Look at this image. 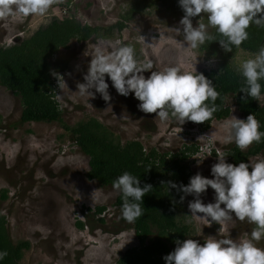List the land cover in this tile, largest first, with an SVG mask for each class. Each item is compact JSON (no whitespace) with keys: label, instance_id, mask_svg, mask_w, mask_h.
I'll return each instance as SVG.
<instances>
[{"label":"rangeland","instance_id":"rangeland-1","mask_svg":"<svg viewBox=\"0 0 264 264\" xmlns=\"http://www.w3.org/2000/svg\"><path fill=\"white\" fill-rule=\"evenodd\" d=\"M58 0L41 16L18 17L0 21V44L14 41V36H26L39 26L46 24L53 15L64 11ZM130 0H69L73 16L82 24L110 25L120 19ZM90 2V5H86ZM180 17L174 14L148 10L134 15L126 22L120 35L113 38H93L86 42L72 40L68 49H61L54 59L67 63V69L59 72L65 85L57 86L56 99L63 110V121L73 125L79 120L95 117L118 136L121 141L138 139L147 149L156 147L160 151L179 149L183 144L195 143L198 152L191 157L194 176L199 173L213 178L211 167L218 162L217 153L225 155L226 148L234 142L226 141V122L233 116L246 119L227 99L230 115L222 120H213L208 129L200 124L175 120L162 121L156 114L139 110L140 101L134 93L123 96L117 93L109 77H105L111 96L109 102L96 93L88 99L78 92V83L84 76L97 49L111 55L122 47L134 49L135 59L140 63L150 62L153 71L176 66L182 72L198 73L215 65L210 59L187 46L183 36L177 37L171 28L179 27ZM207 19L194 17L193 25ZM209 27L208 31H210ZM240 50L236 62L254 58L256 55ZM145 71L147 78L151 71ZM95 92V89H91ZM264 102V95L260 97ZM21 104L19 98L0 85V213L6 217L12 241L27 240L20 264H112L127 248L138 245L134 229L128 222H121V213L113 205L118 191L113 186H100L86 179L88 156L72 143L68 133L57 122H30L19 125ZM214 151V154L212 153ZM211 153V155H208ZM226 156V155H225ZM202 159V161H200ZM226 162L228 157H225ZM264 159L251 157L250 161ZM190 181V180H189ZM6 189V197L1 190ZM211 187L202 194L204 203L215 202ZM193 195L185 197L184 208L191 216L194 234L191 238L199 242L209 238H232L239 241L250 237L254 224L246 220L233 219L220 226L207 219H196L188 208ZM106 207L105 223L89 218L87 208ZM223 207V205H222ZM202 215V214H201ZM78 220L86 225L80 229ZM222 229V231H219ZM264 248V239L257 243Z\"/></svg>","mask_w":264,"mask_h":264},{"label":"trees","instance_id":"trees-1","mask_svg":"<svg viewBox=\"0 0 264 264\" xmlns=\"http://www.w3.org/2000/svg\"><path fill=\"white\" fill-rule=\"evenodd\" d=\"M65 0L61 5L64 11L53 15L50 20L26 36H16L8 44H0V85L10 90L19 98L21 113L19 125L30 122H57L68 133L73 144L88 156L87 180H94L100 186H113V181L128 172L140 179L141 186L151 184L153 189L144 198L141 207L143 215L135 222L129 223L137 236L138 245L127 248L112 264H166L164 256L176 247V240L191 238L194 225L191 216L180 202L184 195L176 188H168L162 182L173 181L177 185L189 183L193 175L192 158L199 149L195 143L183 144L179 149L160 151L156 147L146 148L138 139H121L105 124L95 117L79 120L73 125L63 121V110L56 99L58 86L53 72L67 69V63L54 59V54L61 49H68L72 40L86 42L93 38L110 39L120 35L126 22L134 15L148 10L164 11L180 18L184 12L178 0H130L120 19L110 25L82 24L77 20ZM86 5H90L87 2ZM204 19H207L206 14ZM249 36L240 47L232 46L231 52H225L218 41H207L195 49L205 59H214L215 65L201 72L212 80L213 86L220 93L215 101L217 111L206 122L200 123L208 129L211 121L222 120L230 115L231 108L227 99L247 118L253 114L260 122V131L264 132V102L247 97L241 92L245 78L237 68V53L240 50L252 54L258 53L264 46V27L252 24L247 29ZM210 34L221 39L215 28ZM261 83V96L264 95V80ZM260 96V97H261ZM211 102L209 101V104ZM174 120V119H170ZM2 116L0 115V123ZM214 154V150H212ZM225 154L228 163L249 162L251 157L264 156V138L260 143H253L247 150L241 151L235 143L229 145ZM251 171V168H249ZM7 190H1V197H6ZM186 197V196H185ZM122 194L118 191L113 205L121 213ZM104 205L87 208L85 219L91 217L99 225L105 223ZM125 220L121 215V222ZM127 222V221H126ZM86 225L78 220L80 229ZM205 241L200 242L203 244ZM27 240L13 242L7 228L6 217L0 213V252L8 255L0 264H20L25 250L29 249Z\"/></svg>","mask_w":264,"mask_h":264},{"label":"clouds","instance_id":"clouds-1","mask_svg":"<svg viewBox=\"0 0 264 264\" xmlns=\"http://www.w3.org/2000/svg\"><path fill=\"white\" fill-rule=\"evenodd\" d=\"M57 2L58 0H0V21L15 20L18 17H43ZM178 2L184 15L179 21L180 26L171 29L177 37L182 35L184 42L192 49H197L207 41H218L225 52H231L232 46L238 48L248 39L247 29L252 24L264 27V0ZM205 14L207 24L199 19L194 26L193 18ZM209 27L215 28L222 38L217 40L216 36L209 33ZM210 60L215 62L214 59ZM152 69V63H140L135 59L134 49L130 46L122 47L111 55H104L97 49L84 76L85 82L77 85L78 92L88 99L99 93L105 102H109L111 96L105 79L107 75L118 94L128 96L134 93L135 98L140 101L139 110L146 114L154 113L162 121L174 119L181 125L186 121L200 124L213 117L217 111L215 101L220 93L213 86L212 80L202 73L182 72L176 66L160 71ZM149 70H152L151 74L146 78L143 73ZM237 71L245 78V85L240 90L245 93L242 99L250 97L259 100L262 87L260 81L264 80V46L254 58L242 61ZM52 74L57 79L58 87L62 89L66 84L63 76L57 72ZM91 89H95V92ZM225 131V142H234L242 152L264 138L260 122L253 114H249L246 119L233 116L226 122ZM225 155L217 153L218 162L211 167L213 178L197 173L187 185H177L173 181L162 184L166 183L168 188H176L182 192L184 195L180 196V202H183L185 196L193 195L194 199L188 203L191 215L196 219H207L208 226L213 222L223 226L233 216L241 222L246 220L249 224H254L250 237L239 241L228 237L209 238L203 244L193 238L176 240L174 250L164 256L166 264H264V248L257 246L264 239V159L247 163L241 161L237 165L226 162ZM209 187L214 190L215 202L204 203L201 196ZM113 188L123 197L122 218L129 223L135 222L144 214L141 203L153 186H141L140 179L124 172L113 181ZM7 255L6 250L0 252V260Z\"/></svg>","mask_w":264,"mask_h":264}]
</instances>
